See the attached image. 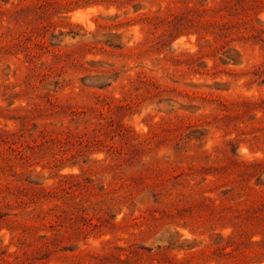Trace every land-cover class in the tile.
Segmentation results:
<instances>
[{"label": "rangeland", "instance_id": "1", "mask_svg": "<svg viewBox=\"0 0 264 264\" xmlns=\"http://www.w3.org/2000/svg\"><path fill=\"white\" fill-rule=\"evenodd\" d=\"M0 264H264V0H0Z\"/></svg>", "mask_w": 264, "mask_h": 264}, {"label": "trees", "instance_id": "2", "mask_svg": "<svg viewBox=\"0 0 264 264\" xmlns=\"http://www.w3.org/2000/svg\"><path fill=\"white\" fill-rule=\"evenodd\" d=\"M65 251H74V249H72V248H66V249H64Z\"/></svg>", "mask_w": 264, "mask_h": 264}]
</instances>
